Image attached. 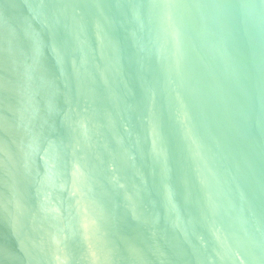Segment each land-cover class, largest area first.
<instances>
[{"label":"water","instance_id":"1","mask_svg":"<svg viewBox=\"0 0 264 264\" xmlns=\"http://www.w3.org/2000/svg\"><path fill=\"white\" fill-rule=\"evenodd\" d=\"M0 264H264V0H0Z\"/></svg>","mask_w":264,"mask_h":264}]
</instances>
